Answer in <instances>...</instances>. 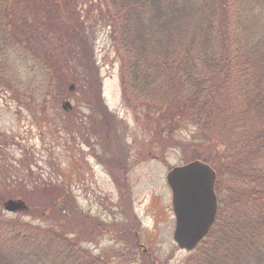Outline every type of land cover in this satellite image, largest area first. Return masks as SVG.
I'll use <instances>...</instances> for the list:
<instances>
[{
  "label": "trees",
  "instance_id": "16d2710c",
  "mask_svg": "<svg viewBox=\"0 0 264 264\" xmlns=\"http://www.w3.org/2000/svg\"><path fill=\"white\" fill-rule=\"evenodd\" d=\"M32 1L0 0V65L1 57L17 46L26 54L32 49L35 58L39 54L16 36L19 32L26 38L28 19L19 9ZM100 1L106 8L98 15L113 18L112 46L120 61L123 101L145 99L147 106L152 101L162 106V116L152 117L151 124H162L159 135H148L143 145L153 151L161 140H175L178 129L189 128L191 142H204L209 152L185 148L186 160L201 159L214 170L223 160L230 177L228 191L235 201L229 205L226 198V211L221 209L216 185V219L188 264H217V259L224 264H264V0ZM61 4L51 0L46 9L57 10ZM57 45L67 50L64 61H83L93 68L85 40L72 47L66 41ZM78 46L82 57L76 56ZM141 124L145 131V120ZM183 145L180 140L178 147ZM136 151L129 147V155ZM195 154L202 156L191 157ZM128 172L120 171L112 181L121 187L119 210L139 227L125 187ZM14 193L7 197H50L51 204L62 206L58 210L64 218L70 213L63 198L74 197L60 184L36 179ZM30 208L26 203L22 211ZM64 230L52 225L31 228L0 211V264H111L82 249ZM138 230L133 231L135 239Z\"/></svg>",
  "mask_w": 264,
  "mask_h": 264
},
{
  "label": "rangeland",
  "instance_id": "374dc122",
  "mask_svg": "<svg viewBox=\"0 0 264 264\" xmlns=\"http://www.w3.org/2000/svg\"><path fill=\"white\" fill-rule=\"evenodd\" d=\"M50 2L33 0L30 5L19 9V14L26 12L28 24L26 38L19 32L16 36L26 40L39 53L36 58L32 49H28L26 54L20 46L1 57L0 211L6 218L31 228L62 226L82 249L111 264H188L195 249H182L173 240L174 215L166 175L171 168L190 162L184 155L185 148L204 154L209 152L208 145L204 142L192 143L189 128L178 129L174 132L175 140H161L155 148H151L153 151L147 143L143 145L148 135H159L162 124H151L152 117L162 116L159 112L162 106L154 105L152 101L148 103L149 107L145 99H140V102L134 100L131 104L123 101L120 61L112 46L113 18L98 15L106 8L105 2L62 0L57 10L46 9ZM41 6L44 7L42 12L39 11ZM13 8L18 12V7ZM74 38L77 42L73 41ZM84 40L92 69L83 61H64L68 56L67 50L65 46L57 45L66 41V45L72 47ZM76 50L79 51L76 56L82 57L79 46ZM23 57L27 63L22 62ZM95 78L98 79L95 81L96 93L90 85V79ZM79 80L89 83L85 84L89 92L98 95L114 118L113 127L102 125L99 121L95 156L85 149L84 139L88 143L89 140L83 132H79L82 141L74 138L70 115L62 106V102L71 96L65 91L69 83ZM86 90L83 88L81 93H87ZM144 120L145 131L140 127ZM134 138L139 139L135 144L132 143ZM180 140L184 145L179 148ZM130 146L139 151L136 160L134 153L129 155ZM76 147L84 149L82 154L91 165L85 164V161L82 166L75 163L76 149L73 148ZM201 156L195 154L191 157ZM209 157L214 158L212 155ZM193 160L205 163L201 159ZM135 162L137 164L132 165ZM126 169L129 170V184L126 183L125 187L128 188L127 195H130L132 212L139 221V227L119 210L121 187L111 182L108 175L114 178ZM214 172L215 188L217 185L220 191V208L226 211L225 199L229 205L235 200L228 191L230 177L226 174L223 160L219 161ZM34 179L60 184L65 192L74 195L73 200L63 198L68 203L66 208L70 214L66 215L67 218L59 215L58 209L62 206L51 204L50 197H7L15 195L16 190ZM9 198L22 199L34 209L5 211L3 203ZM126 199L128 202V197ZM235 205L240 210L244 209ZM127 215L130 218L128 211ZM135 228L139 229L136 239ZM217 264L224 263L217 259Z\"/></svg>",
  "mask_w": 264,
  "mask_h": 264
},
{
  "label": "water",
  "instance_id": "95a60500",
  "mask_svg": "<svg viewBox=\"0 0 264 264\" xmlns=\"http://www.w3.org/2000/svg\"><path fill=\"white\" fill-rule=\"evenodd\" d=\"M175 216L173 240L178 247L192 251L206 236L217 215L215 172L209 164L193 160L171 168L166 175ZM6 211L26 208L22 199L9 198Z\"/></svg>",
  "mask_w": 264,
  "mask_h": 264
},
{
  "label": "flooded vegetation",
  "instance_id": "af4514ba",
  "mask_svg": "<svg viewBox=\"0 0 264 264\" xmlns=\"http://www.w3.org/2000/svg\"><path fill=\"white\" fill-rule=\"evenodd\" d=\"M95 81H98V79L97 78L90 79V85L94 88V91L96 93ZM85 84H89V83L84 80H79L76 82L69 83L65 91L67 93H70L71 96L70 97L67 96L69 97L67 99L66 97H64L66 101L62 102V106L67 111L65 113L70 115V121L71 124H73L71 128H74V130L71 132H73L74 138L82 141V139L79 138L81 136L79 132H83V136L89 140L88 143L87 140L84 139V143H86L85 149L90 152V155L95 156L96 151L94 153V150L96 147V141L98 140L99 121L102 123V125L107 124L110 127H113L114 118L110 113H108L110 111L107 110L106 104L98 99V95H94L95 93L91 94L88 90L87 85ZM83 88H87L86 90L87 93H81V90ZM77 97L78 99H76ZM70 100L72 102H70ZM99 107L101 108V110L99 109ZM75 149H76L75 163L82 166L83 161H85V164L91 165L89 159L85 158L82 154V150L84 149L82 148V150H80L77 147L73 148V150ZM137 152L139 151H136V153L133 154L134 159H137L136 157ZM143 155H144L143 159H145L146 158L145 153H143ZM140 161L141 160H139V162ZM119 165L121 164L119 163ZM122 167L125 168L124 166ZM108 175L110 176V180L112 182L113 177L110 174Z\"/></svg>",
  "mask_w": 264,
  "mask_h": 264
}]
</instances>
